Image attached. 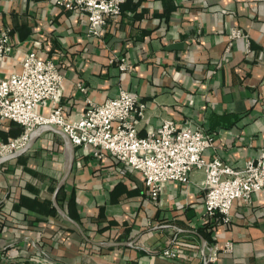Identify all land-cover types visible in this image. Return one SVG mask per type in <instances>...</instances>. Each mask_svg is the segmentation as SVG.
<instances>
[{"label": "crops", "instance_id": "obj_1", "mask_svg": "<svg viewBox=\"0 0 264 264\" xmlns=\"http://www.w3.org/2000/svg\"><path fill=\"white\" fill-rule=\"evenodd\" d=\"M0 28L10 44L0 78L19 72L29 51L52 60L68 121L88 101L127 90L146 106L140 136L171 119L209 133L204 156L233 168L264 148V0H125L95 37L83 16L56 0H0ZM234 29L245 37L230 40ZM50 107L36 111L47 115ZM19 126L1 120L0 142L17 137ZM73 148L57 192L66 163L60 135L44 131L0 163L1 264H264V191L247 204L234 200L222 223L205 215L201 170L165 183L155 201L127 163ZM174 241L179 255L163 257ZM214 245L217 260L206 262Z\"/></svg>", "mask_w": 264, "mask_h": 264}, {"label": "built area", "instance_id": "obj_2", "mask_svg": "<svg viewBox=\"0 0 264 264\" xmlns=\"http://www.w3.org/2000/svg\"><path fill=\"white\" fill-rule=\"evenodd\" d=\"M124 1L56 0V4L83 16L88 35L95 37L100 35L108 16L121 12ZM242 37L245 35L239 29L229 35L230 40ZM9 51V33L0 28V57ZM125 66L124 62L120 64L122 69ZM62 82L55 63L39 58L33 51L25 53L19 72L0 78V121L10 120L22 126L17 137L0 142V157L24 148L34 129L50 125L63 131L75 147L91 150L97 157L108 154L127 163L141 174L149 197L155 201L165 183L187 182L192 170H201L205 215L219 216L222 223L229 221L234 200L247 204L253 193L264 191V148L242 168H233L218 158L204 156L212 145L209 133L178 128L171 119L140 136L138 123L144 118L146 106L127 90H120L118 96L99 104L88 101L78 118L68 121L60 106ZM47 102L51 103L49 113H38L36 108ZM230 250L227 243L224 251ZM219 251L217 245L212 246L206 262H216ZM180 252L179 244L174 241L161 255L174 259Z\"/></svg>", "mask_w": 264, "mask_h": 264}, {"label": "water", "instance_id": "obj_3", "mask_svg": "<svg viewBox=\"0 0 264 264\" xmlns=\"http://www.w3.org/2000/svg\"><path fill=\"white\" fill-rule=\"evenodd\" d=\"M44 131H51L53 133H56L58 135H60L65 143V147H66V163H65V170H64V175L62 177V179L60 180V182L58 183V186L56 188V192L59 190V188L65 183L67 177L69 176L71 169H72V164H73V152H74V148H73V144L71 143L70 139L68 138V136L61 131L60 129L54 127V126H50V125H43L40 126L38 128H36L32 134L31 137L28 141V143L26 144V146L20 150H17L9 155L3 156L0 158V163L9 160L11 158H15L17 156H19L20 154L24 153L25 151H27L35 142L36 138L38 137V135ZM62 215H64V213L62 211H60Z\"/></svg>", "mask_w": 264, "mask_h": 264}, {"label": "trees", "instance_id": "obj_4", "mask_svg": "<svg viewBox=\"0 0 264 264\" xmlns=\"http://www.w3.org/2000/svg\"><path fill=\"white\" fill-rule=\"evenodd\" d=\"M64 9V8H63ZM20 128L18 129V131H19V133L20 132H22V126L20 125L19 126ZM73 200H74V197L73 196H70V198L68 199V206L70 205L71 206V204H73ZM73 206V205H72ZM203 235H207L205 232L203 233ZM207 237V236H206Z\"/></svg>", "mask_w": 264, "mask_h": 264}]
</instances>
